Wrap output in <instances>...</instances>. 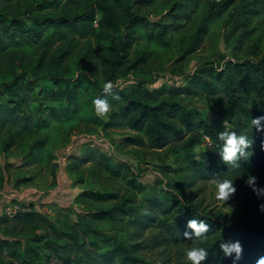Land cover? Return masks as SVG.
<instances>
[{"label":"trees","instance_id":"obj_1","mask_svg":"<svg viewBox=\"0 0 264 264\" xmlns=\"http://www.w3.org/2000/svg\"><path fill=\"white\" fill-rule=\"evenodd\" d=\"M152 1L34 0L27 3L24 0H0V67L6 62L5 70L9 76V80L0 85V136L8 132L13 138L31 131L33 126H46L51 118L78 116L80 88L88 81L84 82L82 77L68 80L57 74L55 68L74 56L77 68L81 69L83 65V68L94 71L99 66L98 71L105 81L112 79L113 73L126 64L131 30L141 22L135 8ZM230 1L210 4L195 33L194 43L202 40L206 22L224 10ZM97 14L100 16L94 27ZM90 37L95 38L94 51ZM81 40L87 44L80 46ZM25 45L32 46L28 56L21 51ZM198 83L203 92L213 98L210 108L218 118L185 107L174 90L152 98V93L134 95L123 89H113V93L120 97L113 100L100 89L98 97L106 98L112 111L107 120L98 117L96 112L90 119L104 128L134 132L122 139L124 145L164 152L160 157L162 163L168 156L178 155L186 162L179 170L183 171L180 182L185 190L193 188L199 181H212L218 176L247 186L245 181L249 175L258 178L264 172V131H257L251 125V119L264 116V56L254 63L237 64L234 72H212L210 78L201 76ZM91 88L98 89V86L91 84ZM224 116L232 118L234 127L231 130L245 134L253 141L247 150L252 155L248 159L241 158L239 167L226 165L219 155L223 141L218 134L225 130L219 117ZM261 124L264 127V121ZM205 138L208 145L204 151L197 152L196 146ZM11 140L5 143V148L12 144ZM104 167L118 176L109 165ZM133 187L137 188L136 185ZM105 197L117 202L108 209L90 214L87 229L83 231L101 234L96 229L98 222L116 220L132 212L129 205L132 201L127 195L121 197L96 191H83L78 195V198L95 202ZM192 198L193 195L188 198L184 195L175 201L166 198L150 200L137 221L143 226L134 229L132 240L143 239L141 246L164 257L169 261L167 264H191L184 259L185 251L191 247L208 250L209 257L202 264H257L258 259L264 257V227L228 221L219 213L207 217L196 210L197 205L190 202ZM28 206V211L12 217L0 216V230L5 237L0 238V264H134L133 261L127 262V258L133 255L120 239L102 235V242L111 239L112 250L96 252L94 248L99 246L96 237L87 242L77 228H72L64 236L58 235L53 223ZM193 218L209 224L206 238H184L183 233L190 231L187 222ZM36 223L47 224L44 233H25L29 224ZM134 224L137 226L136 222ZM148 226L156 230L150 239L145 237ZM222 241H239L243 249L241 258L234 260L235 253L225 257L220 249ZM119 259L121 263L117 262Z\"/></svg>","mask_w":264,"mask_h":264},{"label":"rangeland","instance_id":"obj_2","mask_svg":"<svg viewBox=\"0 0 264 264\" xmlns=\"http://www.w3.org/2000/svg\"><path fill=\"white\" fill-rule=\"evenodd\" d=\"M221 1L153 0L145 6L137 5L135 13L141 22L131 30L128 60L107 81L98 71L99 66L94 71L83 65L81 69L77 68L74 56L56 67L55 72L68 80L82 77L84 82H89L80 88V114L70 119L51 118L46 126H33L31 131L13 138L8 132L0 136V216L12 217L28 211L30 205L33 211L40 212L53 223L58 235L64 236L77 228L87 242L96 237L99 244L94 248L96 252L112 250L110 238L120 239L133 255L127 262L134 264L169 263L164 257L144 249L141 246L143 239L132 240L134 229L143 226L137 222L141 213L153 199L175 201L184 195L186 198L193 195L190 202L207 217L219 213L228 221L263 228L264 212L259 205L264 204V196L258 197L248 185L234 183L237 191L228 201L216 199L213 180L199 181L193 188L185 190L180 182L183 171L179 170L186 162L178 155H170L162 163L160 157L164 152L124 145L122 139L134 132L104 128L90 119L95 113L93 100L108 81L114 84L113 89H123L134 95L152 93V98L174 90L185 107L218 118L210 108L213 98L199 87L201 76L210 78L212 72H234L237 64L254 63L264 56V0H231L224 10L206 22L202 40L194 43L195 33L210 4ZM99 16L96 15L94 27ZM90 41L94 51L95 38L90 37ZM80 42V46L87 44V41ZM21 51L28 56L32 46L25 45ZM6 67L3 62L0 85L9 80ZM91 84L97 85L98 89H92ZM219 118L233 129L232 118ZM103 119L107 120V116ZM10 139L12 144L5 148ZM208 143L205 138L195 150L204 151ZM104 165L116 170L118 176L105 170ZM174 168L175 172L172 171ZM216 179L227 178L218 176ZM256 185L264 188V172L256 178ZM83 191L127 195L132 201L129 204L132 212L116 220L98 222L96 229L101 234L85 232L90 214L108 209L117 201L109 197L97 202L78 198ZM151 226L145 231L147 238L156 232L149 228ZM47 227L46 223L29 224L25 233L42 234ZM102 235L110 237L107 243L100 240ZM0 238H5L1 230ZM184 259L187 261L186 257ZM117 262L121 263V259Z\"/></svg>","mask_w":264,"mask_h":264},{"label":"clouds","instance_id":"obj_3","mask_svg":"<svg viewBox=\"0 0 264 264\" xmlns=\"http://www.w3.org/2000/svg\"><path fill=\"white\" fill-rule=\"evenodd\" d=\"M114 84L111 81L106 82L103 85L104 93L111 95L113 100H119L120 97L113 93ZM95 112L98 117H105L112 111V105L106 98H95L93 100ZM264 121V116L251 119V125L256 128L257 131H264L261 122ZM225 130L218 134V138L223 141L222 150L219 152L222 162L226 165H232L239 167V161L241 158L248 159L252 153L247 151L253 145V141L245 134H238L236 131L231 130L226 124ZM216 186V199L222 201H228L237 191L234 187V182L230 179H213ZM245 183L252 188L253 192L258 196H264V188L257 187L256 177L249 175ZM259 208L264 212V204L259 205ZM187 229L183 233L186 240H193L195 238H206V234L210 230L209 224L203 220H197L195 218L188 220ZM220 249L225 257H231L235 253L234 260H239L242 256V246L239 241L220 242ZM185 257L191 264H202L209 257V252L204 247H191L185 251ZM257 264H264V257L258 259Z\"/></svg>","mask_w":264,"mask_h":264}]
</instances>
